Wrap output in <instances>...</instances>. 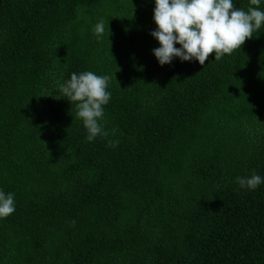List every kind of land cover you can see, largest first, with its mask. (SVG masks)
I'll list each match as a JSON object with an SVG mask.
<instances>
[{"label":"trees","instance_id":"obj_1","mask_svg":"<svg viewBox=\"0 0 264 264\" xmlns=\"http://www.w3.org/2000/svg\"><path fill=\"white\" fill-rule=\"evenodd\" d=\"M153 8L0 0V264H264V184L235 179L264 176V25L220 61L160 66ZM82 71L110 77L92 142L57 88Z\"/></svg>","mask_w":264,"mask_h":264},{"label":"clouds","instance_id":"obj_2","mask_svg":"<svg viewBox=\"0 0 264 264\" xmlns=\"http://www.w3.org/2000/svg\"><path fill=\"white\" fill-rule=\"evenodd\" d=\"M262 4L264 0H249L245 10L235 7L233 0H154L152 19L156 27L150 35L159 46L152 49V54L160 66L170 65L174 59L204 65L212 53L214 61H220L241 49L253 37V32L264 25ZM92 31L100 40L105 32L104 20L95 23ZM109 80L108 75L82 71L71 73L62 83L57 82L59 93L74 103L76 117L82 120L86 130L87 142L107 135L102 121L104 106L111 97L107 90ZM235 179L240 189L249 191L264 184V176L255 172ZM15 209L14 193L0 189V219L13 214Z\"/></svg>","mask_w":264,"mask_h":264}]
</instances>
